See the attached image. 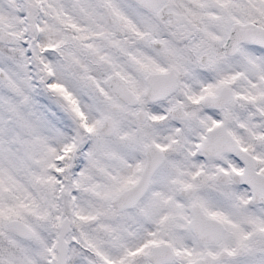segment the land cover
<instances>
[{
	"label": "snow or ice",
	"instance_id": "1",
	"mask_svg": "<svg viewBox=\"0 0 264 264\" xmlns=\"http://www.w3.org/2000/svg\"><path fill=\"white\" fill-rule=\"evenodd\" d=\"M0 264H264V0H0Z\"/></svg>",
	"mask_w": 264,
	"mask_h": 264
}]
</instances>
